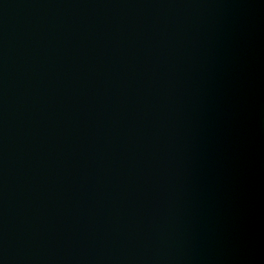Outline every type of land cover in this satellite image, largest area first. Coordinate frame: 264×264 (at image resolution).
Listing matches in <instances>:
<instances>
[{
    "label": "water",
    "instance_id": "1",
    "mask_svg": "<svg viewBox=\"0 0 264 264\" xmlns=\"http://www.w3.org/2000/svg\"><path fill=\"white\" fill-rule=\"evenodd\" d=\"M0 264H264V0H0Z\"/></svg>",
    "mask_w": 264,
    "mask_h": 264
}]
</instances>
